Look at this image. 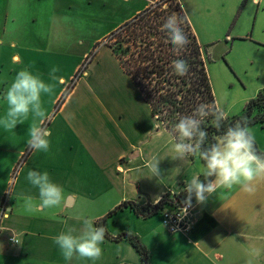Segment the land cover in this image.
Listing matches in <instances>:
<instances>
[{
	"label": "crops",
	"instance_id": "crops-1",
	"mask_svg": "<svg viewBox=\"0 0 264 264\" xmlns=\"http://www.w3.org/2000/svg\"><path fill=\"white\" fill-rule=\"evenodd\" d=\"M161 1L0 0V116L7 107L4 90L20 69L55 85L52 94L42 95L44 123L52 133L48 153L27 145L31 115L12 131L0 128V216L7 201L0 217V264H68L52 237L79 229L77 216L97 226L125 202L154 206L171 192L183 193L185 181L200 172L203 162L196 157L173 159V135L106 45L114 32ZM176 1L203 49L217 106L228 117L241 115L264 92V0ZM90 57L71 92H56L50 70L59 69L56 82L65 86ZM218 77L224 90L240 82L243 94L222 106L214 89ZM249 128L264 153V122ZM152 156L161 159L159 178L150 177ZM29 170L47 171L63 187L61 206L39 213L26 209L27 197L38 200V189L25 178ZM164 210L142 218L125 208L106 218L109 236L94 264H142L130 242L114 240L123 233L141 240L149 264H246L252 250L258 251L256 264H264V183L254 193L218 188L199 203L197 220L185 233L167 231ZM13 232L21 244L13 242ZM71 264L93 262L74 258Z\"/></svg>",
	"mask_w": 264,
	"mask_h": 264
},
{
	"label": "clouds",
	"instance_id": "clouds-1",
	"mask_svg": "<svg viewBox=\"0 0 264 264\" xmlns=\"http://www.w3.org/2000/svg\"><path fill=\"white\" fill-rule=\"evenodd\" d=\"M181 19L171 15L163 25L175 52H180L189 44L188 37L180 26ZM3 43V41H0ZM172 70L178 76H185L189 71L187 62L177 59L172 62ZM57 67L50 70L49 76L56 81L61 79L55 74ZM55 85L46 83L39 74L29 68L20 69L3 93L6 111L0 116V128L12 131L18 124H23L29 115L33 123L28 129L27 145L33 152L48 153L51 148V130L45 126L46 112L42 103V95L52 94ZM228 112L215 104H200L193 114L181 116L172 128L173 159L184 160L196 157L203 162L198 174L185 181L183 191L186 204H191L193 196L197 203L203 204L218 188L232 189L239 186L247 193H254L258 184L264 183V153H258L255 137L251 133L247 119L238 120L227 126L221 135L213 137L209 143V133L202 125L205 119L212 117L211 125L218 131L228 119ZM38 121V122H37ZM159 159L152 156L147 161L150 177H161ZM201 175L204 180L201 181ZM29 184L38 189V200L34 197L25 199V207L29 212L39 213L45 209H53L62 205L64 189L54 182L47 171L29 170L26 175ZM156 202H159L157 198ZM182 213L187 208L181 209ZM82 226L79 229L68 227L52 237L59 248L63 259L71 264L74 258L87 259L93 262L103 255L101 245L106 236L104 226H95V222L84 216H77ZM13 242L21 244L13 232ZM257 250L248 253L246 264H256Z\"/></svg>",
	"mask_w": 264,
	"mask_h": 264
},
{
	"label": "trees",
	"instance_id": "trees-1",
	"mask_svg": "<svg viewBox=\"0 0 264 264\" xmlns=\"http://www.w3.org/2000/svg\"><path fill=\"white\" fill-rule=\"evenodd\" d=\"M172 1L177 2L176 0H163L158 4L163 3L166 7L168 2ZM148 10L121 27L120 31L133 25L134 21L140 19ZM174 11L181 19L180 26L189 40L186 48L179 53L173 50L167 33L163 30L164 23L171 16L168 14L161 15L163 19H159L157 16L154 20L145 22L141 26V30L145 31L142 30L141 34L135 31L136 33L133 32V35H129L130 41L127 42V45L123 47L111 45L120 60L122 68L132 78L144 99L150 104L153 115L172 135H174L172 128L181 116L193 114L200 104L217 105L203 49L179 3H177ZM118 32H114L111 38H114ZM177 59L185 60L189 66V71L185 76H178L172 70V62ZM71 90H66V93L69 94ZM244 119H247L248 126L264 122V92H261L257 98L252 99L241 115L228 117L219 131L211 125V116L205 119L202 126L208 131L209 143H211L213 137L221 135L227 126ZM255 147L258 153H263L256 142ZM171 201L169 195H167L154 206L141 207L134 202H125L106 218L125 208H131L142 218H149L164 210ZM106 218L97 223V226L105 227ZM106 235L109 236L107 232ZM114 240H127L130 242L141 255L142 264H149L148 250L137 236L123 233Z\"/></svg>",
	"mask_w": 264,
	"mask_h": 264
},
{
	"label": "rangeland",
	"instance_id": "rangeland-1",
	"mask_svg": "<svg viewBox=\"0 0 264 264\" xmlns=\"http://www.w3.org/2000/svg\"><path fill=\"white\" fill-rule=\"evenodd\" d=\"M177 3L178 2H168L167 6L165 7V5L162 4H154L152 5L149 10L138 20H135L133 25L129 26L128 28H126L125 30H117L116 32H118L114 38H111V36L106 40V45L109 46L112 50L113 47H123L124 45H127V42H129V35H133L134 33H136L135 31H137L138 34L142 33L141 30V26L145 24V22L147 21H152L155 19V17L158 16L159 19H163V17L161 15H177V12H175L174 10L177 7ZM166 10V11H165ZM161 16V17H160ZM157 19V18H156ZM148 30V29H147ZM146 30V31H147ZM145 30H143L144 32ZM134 32V33H133ZM133 38V37H132ZM105 43V41H104ZM136 44V43H135ZM138 45V44H137ZM140 45V44H139ZM133 50H135V48H133ZM92 58L90 57L89 59H85L81 65V67L78 69V71L76 72L75 76L73 77V81L74 83H72V81H69V83H67V85H58L57 82L55 81L56 84V92H58L59 90L63 89V93H66V90H70L73 87V84L77 83V81L83 76L84 72L87 70L86 67L89 66L90 64V60ZM212 65V72H215V66ZM63 72L66 70H62ZM71 72V71H69ZM245 76V75H244ZM249 77L254 78V75H250ZM249 77H246L247 79ZM215 87L216 88V96H218L219 101L221 102L222 106L227 105L229 100H237L241 94H243L242 88H241V83L239 82L238 84H236L233 88L231 87H226V89L224 90V88L222 87L219 77L218 79H216L215 81ZM214 86V85H213ZM67 94V93H66ZM65 94V95H66ZM236 109H239V105L236 107ZM253 128V127H252ZM254 129H261L260 126H255ZM263 132V131H261Z\"/></svg>",
	"mask_w": 264,
	"mask_h": 264
},
{
	"label": "built area",
	"instance_id": "built-area-1",
	"mask_svg": "<svg viewBox=\"0 0 264 264\" xmlns=\"http://www.w3.org/2000/svg\"><path fill=\"white\" fill-rule=\"evenodd\" d=\"M186 195L185 192L179 194L171 192L169 197L172 201L168 204V208L162 212L163 225L170 234L188 232L197 220L199 203L193 196L191 204H186ZM6 208L7 201L5 200L0 217L5 216ZM183 208H187L186 213L181 212Z\"/></svg>",
	"mask_w": 264,
	"mask_h": 264
}]
</instances>
